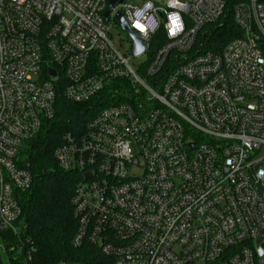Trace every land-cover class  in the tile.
Returning <instances> with one entry per match:
<instances>
[{
  "label": "built area",
  "instance_id": "obj_1",
  "mask_svg": "<svg viewBox=\"0 0 264 264\" xmlns=\"http://www.w3.org/2000/svg\"><path fill=\"white\" fill-rule=\"evenodd\" d=\"M108 6L0 0V231L23 227L25 149L59 96L97 99L53 151L82 175L72 245L91 248L90 264H264V0L234 7L241 35L219 52L198 41L225 0H116L105 15Z\"/></svg>",
  "mask_w": 264,
  "mask_h": 264
},
{
  "label": "trees",
  "instance_id": "obj_2",
  "mask_svg": "<svg viewBox=\"0 0 264 264\" xmlns=\"http://www.w3.org/2000/svg\"><path fill=\"white\" fill-rule=\"evenodd\" d=\"M246 1L225 0L220 21L205 26L200 33L201 50L219 52L228 42L240 37L233 9ZM102 106L97 99L75 103L60 95L55 117L45 131L29 142L25 151L32 184L20 192L18 199L23 227L17 234L11 230L0 231V264H5L4 256L7 264H54L60 260L79 264L93 262V252L87 244L72 245L77 220L71 199L82 175L79 171L61 169L53 158V151L64 132L80 130ZM18 249L22 250L17 252Z\"/></svg>",
  "mask_w": 264,
  "mask_h": 264
},
{
  "label": "water",
  "instance_id": "obj_3",
  "mask_svg": "<svg viewBox=\"0 0 264 264\" xmlns=\"http://www.w3.org/2000/svg\"><path fill=\"white\" fill-rule=\"evenodd\" d=\"M121 1L122 0H118L119 3H121ZM115 2H116V0H109L108 10L105 13V15L108 14L111 11V9L113 8ZM116 18H117L119 24L122 27L126 25L125 20L123 19V17L119 13L116 14ZM126 30H127V32L129 33V35H130V37L132 39V44H131V47H130L131 52L134 55H138V54L142 53L144 51V46L139 43V41L137 39V33L134 30H132V29H128L127 28ZM51 75L52 76L54 75V72L53 71L51 72ZM84 177L87 178V177H89V175L88 174H85ZM260 252H261V250H260Z\"/></svg>",
  "mask_w": 264,
  "mask_h": 264
},
{
  "label": "rangeland",
  "instance_id": "obj_4",
  "mask_svg": "<svg viewBox=\"0 0 264 264\" xmlns=\"http://www.w3.org/2000/svg\"><path fill=\"white\" fill-rule=\"evenodd\" d=\"M153 2L158 4V3H162L163 0H153ZM115 33L116 34L114 35L113 42L117 46L121 45L123 48H127V46H128V35H127V33L123 30H117V32H115ZM140 61H142V58H138V59L134 58V59L130 60V63L135 64V63H138ZM18 250H20V249H18ZM18 250H16V251L20 252ZM17 252H14V253H17ZM4 263L7 264V259L5 256H4Z\"/></svg>",
  "mask_w": 264,
  "mask_h": 264
},
{
  "label": "clouds",
  "instance_id": "obj_5",
  "mask_svg": "<svg viewBox=\"0 0 264 264\" xmlns=\"http://www.w3.org/2000/svg\"><path fill=\"white\" fill-rule=\"evenodd\" d=\"M173 20L177 22V29L180 30L182 29V23H179V17L178 16H173Z\"/></svg>",
  "mask_w": 264,
  "mask_h": 264
}]
</instances>
